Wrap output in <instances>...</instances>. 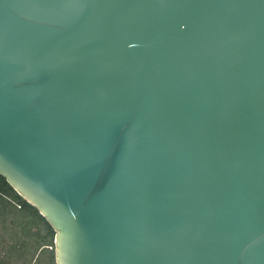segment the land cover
Returning a JSON list of instances; mask_svg holds the SVG:
<instances>
[{
    "label": "water",
    "instance_id": "1",
    "mask_svg": "<svg viewBox=\"0 0 264 264\" xmlns=\"http://www.w3.org/2000/svg\"><path fill=\"white\" fill-rule=\"evenodd\" d=\"M0 176L54 264H264V0H0Z\"/></svg>",
    "mask_w": 264,
    "mask_h": 264
},
{
    "label": "trees",
    "instance_id": "2",
    "mask_svg": "<svg viewBox=\"0 0 264 264\" xmlns=\"http://www.w3.org/2000/svg\"><path fill=\"white\" fill-rule=\"evenodd\" d=\"M53 237L44 219L0 176V264H38L42 251L47 253L40 264H54Z\"/></svg>",
    "mask_w": 264,
    "mask_h": 264
},
{
    "label": "rangeland",
    "instance_id": "3",
    "mask_svg": "<svg viewBox=\"0 0 264 264\" xmlns=\"http://www.w3.org/2000/svg\"><path fill=\"white\" fill-rule=\"evenodd\" d=\"M46 251H42L41 253H40V258H39V263L38 264H40V263H43V259H44V257L46 256ZM37 255V254H36ZM36 257V256H35ZM33 264V263H32Z\"/></svg>",
    "mask_w": 264,
    "mask_h": 264
}]
</instances>
